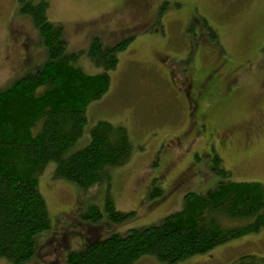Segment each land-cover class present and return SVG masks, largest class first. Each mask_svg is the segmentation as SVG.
I'll return each mask as SVG.
<instances>
[{
    "label": "rangeland",
    "instance_id": "1",
    "mask_svg": "<svg viewBox=\"0 0 264 264\" xmlns=\"http://www.w3.org/2000/svg\"><path fill=\"white\" fill-rule=\"evenodd\" d=\"M19 3L0 0V89L46 58L31 18L18 12ZM48 3V19L63 26L68 51L76 53V65L88 73L103 70L87 56L93 37L109 44L128 39L117 53L116 68L108 72V90L87 106L84 134L74 147L88 141L93 124L107 120L126 128L132 149L125 163L109 171V187L103 181L81 190L53 177L54 162L42 169L37 187L50 228L37 235L36 254L21 264H66V251L83 249L86 237L101 239L158 224L182 207L186 192L214 186V154L231 180L264 186V134L249 138L244 129L236 130L226 146H218L214 135V129L248 121L264 109V0ZM207 27L216 31V41ZM204 75L210 94L200 101V118L187 107L194 97L187 78ZM154 179L164 197L149 200L146 193ZM108 194L117 209L134 212L133 219L104 227L81 217L88 204L102 207ZM240 256L246 257L239 261ZM236 259L264 264V228L177 264H230ZM0 264L14 263L0 258ZM133 264L162 263L145 255Z\"/></svg>",
    "mask_w": 264,
    "mask_h": 264
},
{
    "label": "trees",
    "instance_id": "2",
    "mask_svg": "<svg viewBox=\"0 0 264 264\" xmlns=\"http://www.w3.org/2000/svg\"><path fill=\"white\" fill-rule=\"evenodd\" d=\"M19 1L18 12L31 18L46 58L0 89V258L14 264L30 260L37 252V235L50 228L37 187V177L48 163H55L54 178L81 190L103 181L109 187V171L125 163L132 149L126 128L107 120L93 124L88 141L74 147L84 134L87 106L108 90V72L116 68L117 53L128 39L109 44L93 37L87 56L103 70L88 73L76 65V53L68 51L63 26L48 19V0ZM207 28L216 41V31ZM211 161L217 181L207 191L186 192L182 207L158 224L101 239L97 234L86 237L83 249L66 251V264H133L145 255L177 264L259 232L264 228V186L231 180L217 154ZM146 196L164 197L157 180L151 181ZM81 217L110 227L133 219L134 212L117 209L108 194L102 207L88 204Z\"/></svg>",
    "mask_w": 264,
    "mask_h": 264
},
{
    "label": "flooded vegetation",
    "instance_id": "3",
    "mask_svg": "<svg viewBox=\"0 0 264 264\" xmlns=\"http://www.w3.org/2000/svg\"><path fill=\"white\" fill-rule=\"evenodd\" d=\"M213 73H217L216 69L212 70ZM207 76H201V77H188L187 78V85L188 88L192 91L194 94V97L189 99V102L187 100V107L193 109L194 113H197L199 117H202V113L199 111L198 108L200 101H202L203 98H208V95L210 94V91L207 87ZM218 78V76H217ZM219 79V78H218ZM220 80V79H219ZM259 114L254 116V118L244 121L242 123L236 124V125H230L221 127L219 129H214V135L215 137H218V146L219 143L221 145H227L230 141L231 136L236 130H242L244 129L245 134L249 138H256L259 136H262L264 134V109L259 110ZM227 141V143H226ZM225 145V146H226ZM211 156V155H210ZM181 180V179H180ZM243 256H240V258ZM230 264H255V263H242L239 262L238 259L235 261H232ZM257 264V263H256ZM263 264V263H262Z\"/></svg>",
    "mask_w": 264,
    "mask_h": 264
}]
</instances>
